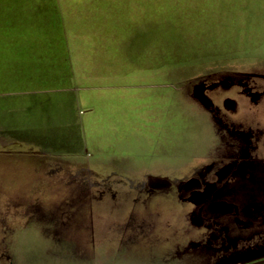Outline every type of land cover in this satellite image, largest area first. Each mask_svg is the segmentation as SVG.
<instances>
[{
	"label": "rangeland",
	"instance_id": "1",
	"mask_svg": "<svg viewBox=\"0 0 264 264\" xmlns=\"http://www.w3.org/2000/svg\"><path fill=\"white\" fill-rule=\"evenodd\" d=\"M223 25L233 36L208 29ZM263 28L264 0H0V33L25 39L9 41L1 60L12 63L0 70V264L264 260V237L214 241L176 198L145 188L207 170L213 151L250 153L264 167V133L232 127L220 106L234 98L242 115L239 91L260 87ZM81 38L173 47L166 64L146 67L140 47L123 49L114 75L80 79L67 60ZM219 39L232 40L224 49ZM24 76L33 78L14 85ZM86 135L88 162L81 147L68 149Z\"/></svg>",
	"mask_w": 264,
	"mask_h": 264
},
{
	"label": "flooded vegetation",
	"instance_id": "2",
	"mask_svg": "<svg viewBox=\"0 0 264 264\" xmlns=\"http://www.w3.org/2000/svg\"><path fill=\"white\" fill-rule=\"evenodd\" d=\"M218 27L219 29L211 26L208 29L219 31V34L224 36L228 34L223 32H230L233 36V28L232 30L229 26ZM261 33L263 36L264 28ZM230 40L223 42L219 39L215 42L218 41L217 45L228 46ZM212 43L210 45L215 44ZM255 75L252 77L260 79L261 84L260 87H254L259 90L252 93L254 87L246 83V87L239 91L244 93L246 99L247 108L242 111L244 114L240 115V105L234 98L223 99L220 106L224 113L232 118L231 121L228 119L232 127L243 126L248 131L264 133V69L262 68L260 73ZM221 84H226V81H222ZM234 84L241 86L242 83L234 80ZM256 93L261 96L259 103L255 102ZM249 98H251L250 102ZM195 105L204 110L202 105ZM203 112L205 117L209 115L206 110ZM206 122L212 125L209 119ZM252 158L251 154L246 152L213 151L211 155L206 156L210 161L207 162V170L203 172L194 169L184 174L177 182L170 178H149L145 183V188L149 190L147 196L152 192L161 191L176 198L175 200L184 205L185 209L187 207V223L194 224L196 220L195 224H202L208 230L207 234L214 237V241L231 240L246 243L252 238L264 237V171L262 169L264 167L251 166Z\"/></svg>",
	"mask_w": 264,
	"mask_h": 264
},
{
	"label": "trees",
	"instance_id": "3",
	"mask_svg": "<svg viewBox=\"0 0 264 264\" xmlns=\"http://www.w3.org/2000/svg\"><path fill=\"white\" fill-rule=\"evenodd\" d=\"M1 30H0V32H5V31H3L4 29H1ZM72 33H74V32H72ZM72 36H73V34H69V38H72ZM8 37L9 36H7V34L0 33V55H1V57H0V70L9 69L11 67L12 62H9V63L5 62L4 64H1L3 62V61H1L3 55L6 56V54H9L8 51H10V47H9L8 42L12 41V40H21V41L25 40V39L22 40L23 38H21V37L11 38V39H8ZM81 40H85V39L81 38L79 41L80 44H78V43H72V44L70 43L69 44L70 55H69V59L67 60V62L70 61V67L66 63L68 68H69L70 74H72L71 76H76V78H80V79H83V78L86 79V77H87L86 75H90V76H92L91 79H95V77H97V78L102 77L104 74H107V73L113 74V73L118 72L120 70V65H121V60H122L121 56L123 53V51H122L123 49L126 51L125 53H128L130 51L131 47L132 48H135V47L139 48L140 47V53H141L140 63L142 66L146 67L147 65H150L154 62L157 64H159V63H165L166 64L168 61L167 57L165 56L167 53L166 48L173 47V46H164L162 44L150 45V44L146 43L147 41H145L141 44L136 43L132 46H126L128 44H123L120 42L119 43L113 42V43H109L108 45H103V44H96V43L95 44L83 43V41H81ZM22 46H28V45H22ZM7 47H9V48H7ZM219 47L220 48L222 47L224 49L228 48L226 46H219ZM13 48L16 49V47H13ZM17 49L19 50V48H17ZM149 49L153 50L151 54H148ZM5 52H6V54H5ZM17 53H18V55L17 54H15V55H17L18 57H20L22 59V54H19V51H17ZM168 53H169V50H168ZM12 60L15 61V58H13ZM32 62L33 61H31V64H34V62L33 63ZM100 65H102L101 70L99 67ZM127 66H128V64H127ZM129 66H128V70H129ZM16 70H18V69L16 68ZM78 72L79 73L82 72V74H86V75L84 77H80V76H78ZM9 73L11 75L14 74L11 71ZM9 73H7L6 75H8ZM24 78H25L24 80L21 79L23 81H21V80L16 81L14 79V81H13L14 85L19 84V83L20 84L26 83L27 82L26 80L31 79L33 77L26 78L24 76ZM87 78H89V77H87ZM5 83H7V82H5ZM5 83L3 82L1 84L5 85ZM9 83L12 84V82H9Z\"/></svg>",
	"mask_w": 264,
	"mask_h": 264
},
{
	"label": "crops",
	"instance_id": "4",
	"mask_svg": "<svg viewBox=\"0 0 264 264\" xmlns=\"http://www.w3.org/2000/svg\"><path fill=\"white\" fill-rule=\"evenodd\" d=\"M110 43V42H109ZM107 43V45L109 44ZM87 112V111H86ZM84 136V135H83ZM87 138V139H86ZM86 138L84 139H79V144H77V146H71L69 147L68 149H78V148H82L83 151L86 153V159H87V162H88V158H90L92 156V152H91V149L89 148V145H88V141L90 140L88 138V136L86 135ZM85 159V158H84ZM108 164H111L113 168H115L116 172H113V173H118L119 170H121L120 167H123V166H119V162H116L115 160H111V162L107 161ZM121 171H124V170H121ZM140 170H137V172H139ZM133 172V171H132ZM150 172V171H148Z\"/></svg>",
	"mask_w": 264,
	"mask_h": 264
},
{
	"label": "water",
	"instance_id": "5",
	"mask_svg": "<svg viewBox=\"0 0 264 264\" xmlns=\"http://www.w3.org/2000/svg\"><path fill=\"white\" fill-rule=\"evenodd\" d=\"M250 264H264V260L258 261V262H254V263H250Z\"/></svg>",
	"mask_w": 264,
	"mask_h": 264
}]
</instances>
